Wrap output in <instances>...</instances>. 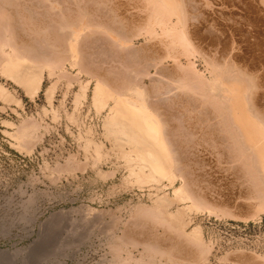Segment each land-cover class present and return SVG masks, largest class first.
Returning a JSON list of instances; mask_svg holds the SVG:
<instances>
[{"label":"bare ground","instance_id":"6f19581e","mask_svg":"<svg viewBox=\"0 0 264 264\" xmlns=\"http://www.w3.org/2000/svg\"><path fill=\"white\" fill-rule=\"evenodd\" d=\"M27 1L0 0V75L33 99L46 72L52 114L63 110L79 129L93 82L89 105L125 168L123 183L148 187L150 204L123 226L145 235L121 231L108 264H210L212 242L198 216L264 214V8L251 0ZM63 78L65 89L78 87L70 112L62 97L53 105ZM0 101L21 105L1 82ZM18 123L8 134L28 149L41 125L30 117ZM95 135L78 132L98 161L106 146ZM65 161L51 171L83 164L75 154ZM129 243L141 245L138 257L126 251ZM253 254L233 249L217 259L264 264V255Z\"/></svg>","mask_w":264,"mask_h":264},{"label":"rangeland","instance_id":"374dc122","mask_svg":"<svg viewBox=\"0 0 264 264\" xmlns=\"http://www.w3.org/2000/svg\"><path fill=\"white\" fill-rule=\"evenodd\" d=\"M258 1L251 0L252 5L263 12L264 7ZM65 68L74 73L67 63ZM44 74L41 90L33 99L25 95L20 85L0 75V82L21 101L20 106L0 101V264H108L114 258L111 249L115 237L128 230L123 228L124 224L132 225L135 220L129 219L135 218L132 214L139 205L150 204L148 187L123 183L125 168L102 134L101 116L89 105L93 82L78 119L82 133L84 129L92 130L106 146L98 161L92 160L91 152L82 149L80 129L68 121L64 111L59 109L57 116L52 114L44 100V89L52 80ZM65 87L63 78L55 88L53 105L57 108L63 99L62 107L70 112L72 93L78 87L75 83L69 89ZM62 90L67 94L65 97ZM28 117L41 126L36 133L40 139L27 141V146L32 144L27 149L18 146L8 132H13V127ZM71 151L75 152L77 162L83 163L82 167L60 171L61 174L52 172L56 165L74 155ZM106 171L112 174L107 175ZM197 222H202L204 239L212 242L210 264H222L217 258L233 249L264 255V214L255 219L200 215ZM134 229L136 234L141 229L138 237L145 235L140 226ZM133 232L129 228L126 233ZM141 249L140 244L129 243L126 251L138 257ZM126 251H121L122 256Z\"/></svg>","mask_w":264,"mask_h":264}]
</instances>
